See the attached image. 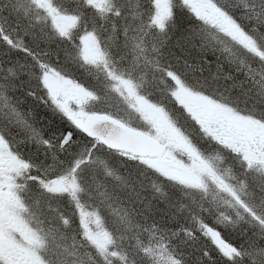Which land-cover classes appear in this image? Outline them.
Returning <instances> with one entry per match:
<instances>
[{"label": "snow or ice", "instance_id": "1", "mask_svg": "<svg viewBox=\"0 0 264 264\" xmlns=\"http://www.w3.org/2000/svg\"><path fill=\"white\" fill-rule=\"evenodd\" d=\"M0 264H264V0H0Z\"/></svg>", "mask_w": 264, "mask_h": 264}]
</instances>
